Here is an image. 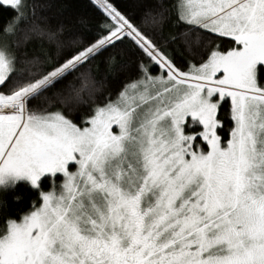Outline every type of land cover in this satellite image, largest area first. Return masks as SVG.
<instances>
[{"label": "snow or ice", "instance_id": "1", "mask_svg": "<svg viewBox=\"0 0 264 264\" xmlns=\"http://www.w3.org/2000/svg\"><path fill=\"white\" fill-rule=\"evenodd\" d=\"M94 3L104 19L85 39L30 22L28 0H0L14 13L0 27V184L65 177L0 226V264H264V0H173L186 27L170 41L202 49L183 69L158 39L169 8L142 26L113 0ZM125 51L135 78L100 97L94 68L114 70ZM188 116L206 153L183 134Z\"/></svg>", "mask_w": 264, "mask_h": 264}, {"label": "trees", "instance_id": "2", "mask_svg": "<svg viewBox=\"0 0 264 264\" xmlns=\"http://www.w3.org/2000/svg\"><path fill=\"white\" fill-rule=\"evenodd\" d=\"M119 10L130 17L135 23L141 24L146 12L158 10L160 7L169 8L167 15L170 17L164 24L162 32L158 39L169 41L166 50L172 56L174 62L182 69L187 64L196 62L202 49L194 46L191 51L186 49L185 45L177 39L174 43L170 41L172 36L178 35L185 29V25L177 24L175 14L171 11L173 0H113ZM29 15L28 20L47 23L54 28L62 27L66 32L74 36L89 38L94 36L98 30L99 24L104 19L102 10L94 0H28ZM34 6V16L32 14ZM14 15L11 8L0 7V27H4L10 18ZM146 30H150L146 28ZM202 41L206 42L207 33H200ZM10 42L15 43L16 37L9 36ZM192 40H196V33H193ZM22 51L35 54L40 51L39 44H27L22 46ZM137 56L132 51L122 52L116 59L117 67L109 69L107 65L100 63L99 69L95 70V78L98 86L101 88L100 97L111 95L115 99L116 94L122 89L123 85L130 82L136 76ZM99 63V62H96ZM158 66L153 65V73L157 72ZM258 79L264 83V66L258 68ZM42 101H32L33 106L41 104ZM230 101L226 100L221 105L219 119L222 125L218 129V135L222 140L228 138L229 129L233 123L228 118L227 109ZM87 111L81 108L80 113L74 116L76 122L79 121L80 115ZM196 143H201L204 152L208 151V146L201 138ZM58 178V182H59ZM50 178H44L39 189H34L26 182H18L14 186L0 191V226L6 224L7 220H21L23 215L33 208L34 202L39 205L40 191H49L51 187Z\"/></svg>", "mask_w": 264, "mask_h": 264}, {"label": "rangeland", "instance_id": "3", "mask_svg": "<svg viewBox=\"0 0 264 264\" xmlns=\"http://www.w3.org/2000/svg\"><path fill=\"white\" fill-rule=\"evenodd\" d=\"M264 66V64H258L257 65V74H258V68H259V66ZM218 99V96H214L213 98H212V102H215L216 100ZM226 100H229L230 101V99L229 98H225L224 99V101L223 102H225ZM222 102V103H223ZM222 105V104H221ZM219 127L220 126H218L217 128H216V134L218 135V129H219ZM182 128H183V134L185 135V136H195V140L193 141V143H194V145H199L200 146V149L202 150V151H204L203 150V147H202V145H201V143H196V141H197V139L198 138H201L202 139V137L199 135V133H201V132H203V125L199 122V120L197 119V120H193L192 119V117L191 116H188V117H186V119H185V123L182 125ZM114 130L116 131V132H118V128L116 127V126H114ZM219 136V135H218ZM202 141L203 142H205L206 143V141H204L203 139H202ZM207 144V143H206ZM208 146V145H207ZM206 153V152H205ZM68 169L71 171V170H75V168L77 167L76 165H75V163H73V162H70L69 164H68ZM45 177H52V179L53 180H50V182H51V186L52 185H55V187L57 188V189H59L60 188V186H61V184L63 183V181H64V179H65V177H64V175L62 174V173H60V172H57V173H55V174H52V173H45L43 176H41V178L39 179V181H38V187H33V185L31 184V182L27 179V178H16V179H9V180H7L4 184H0V191H2V190H6V189H8V188H10V187H12V186H14L16 183H18V182H26V183H28L31 187H33L34 189H39L40 190V187H41V182H42V180L45 178ZM56 177H59L60 179H59V182H58V180L57 179H55ZM53 188V187H52ZM44 192V191H43ZM46 193V192H45ZM40 203H42V201L40 202Z\"/></svg>", "mask_w": 264, "mask_h": 264}, {"label": "flooded vegetation", "instance_id": "4", "mask_svg": "<svg viewBox=\"0 0 264 264\" xmlns=\"http://www.w3.org/2000/svg\"><path fill=\"white\" fill-rule=\"evenodd\" d=\"M45 178H47V177H45ZM49 178H50L51 180H53L52 177H49ZM58 178H59V177H56L55 179H58ZM53 186H54V185H52V186L50 187V190L52 189ZM50 190H49V191H50ZM41 192H42V191H40V202L42 201V200H41ZM45 192H48V191H45ZM39 204H40V203H39Z\"/></svg>", "mask_w": 264, "mask_h": 264}]
</instances>
